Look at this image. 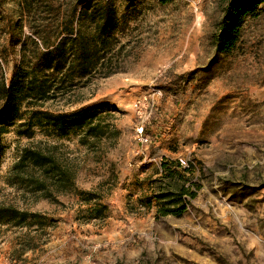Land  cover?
<instances>
[{
    "label": "rangeland",
    "instance_id": "rangeland-1",
    "mask_svg": "<svg viewBox=\"0 0 264 264\" xmlns=\"http://www.w3.org/2000/svg\"><path fill=\"white\" fill-rule=\"evenodd\" d=\"M227 2L112 0L125 69L82 89L84 100L66 112L106 104L120 136L97 154L62 141L77 188L101 196L105 218L87 219L76 196L21 201L5 176L17 148L43 136L11 128L1 139L0 200L37 216L0 227V264H264V3L243 20L235 48L219 52L213 37ZM23 16L19 0H0L8 79L30 34ZM141 122L147 144L135 139ZM165 159L180 171L185 162L196 194L180 217H157L153 199L144 206Z\"/></svg>",
    "mask_w": 264,
    "mask_h": 264
},
{
    "label": "trees",
    "instance_id": "trees-1",
    "mask_svg": "<svg viewBox=\"0 0 264 264\" xmlns=\"http://www.w3.org/2000/svg\"><path fill=\"white\" fill-rule=\"evenodd\" d=\"M166 2L167 0H161ZM25 27L18 65L11 79L0 67L1 139L13 128L19 138L42 140L17 148L5 184L21 201L45 199L58 202L76 196L87 206V219L105 218L106 205L95 191L76 186L77 166L63 139H75L79 148L94 154L113 146L120 136L114 115L106 104L67 113L66 108L84 100L81 90L96 80L125 69L128 44L118 38L120 18L112 0H19ZM264 0H228L218 32L213 37L219 52L232 51L245 18L255 17ZM178 163L164 160L161 176L152 181L157 217H180L195 192ZM37 215L0 200V227L29 226Z\"/></svg>",
    "mask_w": 264,
    "mask_h": 264
},
{
    "label": "built area",
    "instance_id": "built-area-1",
    "mask_svg": "<svg viewBox=\"0 0 264 264\" xmlns=\"http://www.w3.org/2000/svg\"><path fill=\"white\" fill-rule=\"evenodd\" d=\"M138 105H141L140 103L136 104V108H138ZM138 114H140V110L138 109ZM135 139L138 141V143L140 144H147L149 143V138L147 135H145L144 133V125L143 123H138L136 126H135ZM180 165L183 167V168H187L186 164L184 161L180 160L179 161Z\"/></svg>",
    "mask_w": 264,
    "mask_h": 264
}]
</instances>
